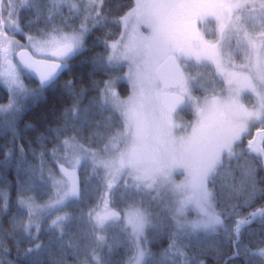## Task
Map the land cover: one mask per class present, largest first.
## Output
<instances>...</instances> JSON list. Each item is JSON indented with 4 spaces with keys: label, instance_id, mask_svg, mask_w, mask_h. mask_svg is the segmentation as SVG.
Here are the masks:
<instances>
[{
    "label": "snow or ice",
    "instance_id": "1",
    "mask_svg": "<svg viewBox=\"0 0 264 264\" xmlns=\"http://www.w3.org/2000/svg\"><path fill=\"white\" fill-rule=\"evenodd\" d=\"M111 8L0 0V170L17 190L11 212L0 189V250L12 241L10 264H120L121 248L123 264H264V0ZM110 25L115 36H96Z\"/></svg>",
    "mask_w": 264,
    "mask_h": 264
},
{
    "label": "trees",
    "instance_id": "2",
    "mask_svg": "<svg viewBox=\"0 0 264 264\" xmlns=\"http://www.w3.org/2000/svg\"><path fill=\"white\" fill-rule=\"evenodd\" d=\"M125 2H126V0H125ZM109 3L112 5L111 11H112L113 16L117 15L118 13L116 12V9H115V5L117 3V0H109ZM25 15H27V14H25ZM117 32H118L117 26L116 25H110L107 29H105L104 32H97L96 36H103L105 34H111V35L115 36L117 34ZM94 39H95V37L90 39L89 43L91 44ZM102 51H103L102 45L96 49V53H99ZM73 63L78 64L79 61H73ZM120 74L122 75V73H120ZM79 75H80V73L78 72L77 76H79ZM101 78L106 79L107 77H97V79H101ZM69 79H72V77L65 75L63 80L61 81V83L63 84L64 82H66ZM25 83H30V82L25 80ZM30 86L34 87L35 85L30 84ZM119 90H120V94L122 97H127L128 86L126 83H121L119 85ZM48 101H49V103H48L47 107H45L43 102H41V107L37 108L36 111L37 112H39L41 110L48 111L51 108V105L55 103V98L49 96ZM7 102H8V94H7L6 88L2 84H0V104H6ZM63 106H66V105H61V107H63ZM33 116H34V113H30V114L25 115L23 122L21 124V127H23L24 124H29V123L35 124L36 121L34 120ZM188 118H189V120L193 119V116L191 115V113L188 115ZM52 119L54 121L55 117H53ZM52 126L55 127V123H53ZM8 139H10V137ZM5 143H6L5 139L0 138V145H4ZM0 158H2V156H0ZM0 189H2L4 192H6L9 195L10 202H11V212H15L16 206H17L16 205L17 190H16V186H15V173H14V171L4 172L3 170H0ZM31 194L35 195L40 202H43V200L47 199V188L46 187L37 188ZM98 196H99V193L94 191L91 198L89 200H87L85 204L73 205L72 207H70L68 209V211L78 215L81 208H86L89 205H95L97 203ZM116 206L123 207V204H121L119 199H117V201H116ZM10 214L11 213H9V215ZM3 223H4V227L8 228V217L7 216L4 217ZM258 239H259L258 237H252V236H245L244 237L245 243H248L249 241H251L254 244ZM167 243H168V241H167L166 237L163 239L156 240L150 244V250L153 253H159L162 250V248L167 247ZM5 247L11 249V254L10 255L5 254L3 252V250H0V261H3V264H10V262L12 260H15V258H16L15 248H14L11 240H9L7 242ZM22 247H27V245H22ZM253 251H256V249L253 248ZM127 257H128V252L125 251L123 248H121V249L117 250V252L113 256V260L120 262V264H123V262H125L127 260ZM84 259H85L84 254H80L79 257H74V256L70 255L68 257V264H78V261H83ZM209 264H211V261H209Z\"/></svg>",
    "mask_w": 264,
    "mask_h": 264
},
{
    "label": "rangeland",
    "instance_id": "3",
    "mask_svg": "<svg viewBox=\"0 0 264 264\" xmlns=\"http://www.w3.org/2000/svg\"><path fill=\"white\" fill-rule=\"evenodd\" d=\"M17 39H21V43H23L24 41H23V39L22 38H20V36H17L16 37ZM126 70V69H125ZM123 74V73H122ZM119 85L120 84H118L117 85V91L118 92H120V90H119ZM4 86V85H3ZM5 87V86H4ZM122 98H126V97H122ZM7 104V103H6ZM190 113H188L187 114V112H185V113H178L177 115H176V117H175V119H176V122L179 124V123H189V122H191L193 119H191V120H189V118H188V115H189ZM181 179H182V177H181ZM149 248H150V244H149Z\"/></svg>",
    "mask_w": 264,
    "mask_h": 264
},
{
    "label": "flooded vegetation",
    "instance_id": "4",
    "mask_svg": "<svg viewBox=\"0 0 264 264\" xmlns=\"http://www.w3.org/2000/svg\"><path fill=\"white\" fill-rule=\"evenodd\" d=\"M188 114V113H187Z\"/></svg>",
    "mask_w": 264,
    "mask_h": 264
}]
</instances>
